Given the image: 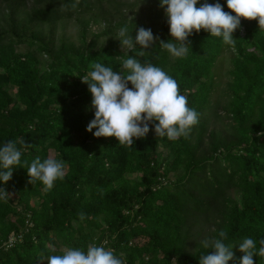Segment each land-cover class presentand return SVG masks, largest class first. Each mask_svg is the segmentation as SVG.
I'll use <instances>...</instances> for the list:
<instances>
[{
  "label": "trees",
  "instance_id": "obj_1",
  "mask_svg": "<svg viewBox=\"0 0 264 264\" xmlns=\"http://www.w3.org/2000/svg\"><path fill=\"white\" fill-rule=\"evenodd\" d=\"M217 2L230 12L227 0H207ZM73 3L0 0V148L11 141L21 151L12 178L0 181L10 194L0 199V264H48L89 245L123 264H199L209 251L201 241L222 230L236 245L229 264L245 238L255 241L254 264H264V29L242 19L234 47L201 30L188 38L186 57L157 43L139 58L175 79L199 118L175 141L150 125L129 147L86 130L95 109L81 79L94 63L128 74L123 61L135 53L117 40L125 24L133 38L144 27L172 40L165 11L160 0ZM218 62L229 65L223 74ZM37 157L65 164L48 191L28 182Z\"/></svg>",
  "mask_w": 264,
  "mask_h": 264
},
{
  "label": "clouds",
  "instance_id": "obj_2",
  "mask_svg": "<svg viewBox=\"0 0 264 264\" xmlns=\"http://www.w3.org/2000/svg\"><path fill=\"white\" fill-rule=\"evenodd\" d=\"M80 0H75L71 6L77 7ZM200 4L197 7V4ZM61 7H64L62 5ZM160 7L164 9L169 35L173 38L165 42L159 35L153 34L150 28L139 27L133 38L128 24L118 30L121 45L127 46L129 52L135 56L123 61V68L127 75L114 72L110 67L101 63H94L82 83L87 84L92 95V107L95 109L94 119L87 125V131L96 138L114 137L119 145H134V138L143 139L154 127L156 136H167L175 141L187 136L192 127L198 124L199 114L188 107L186 96L181 95L175 79L164 70L156 66L151 60L141 59L152 54L151 49L157 43L161 49L167 50L173 57L183 58L191 48L189 37L204 30L213 37H222L224 43L235 46L233 33L240 28L241 20H256L258 26L264 29V0H227L230 12H225L223 6L217 2L207 3L204 0H160ZM231 13H235L233 16ZM134 17H130V23ZM134 25V24H133ZM135 27V25H134ZM139 45V50H137ZM132 87L129 88L128 85ZM21 160V151L13 142H7L0 148V181L5 184L12 178L14 166ZM27 163V162H26ZM65 164L48 158L41 162L34 159L28 167L29 183L39 180L45 186V191L52 189L57 179H63ZM10 194L0 188V199H7ZM84 219V214H80ZM220 238L204 239L203 248L209 249L199 258V264H229L236 261L233 248L223 241L226 232H219ZM264 245V240L259 242ZM243 253L237 264H254L257 255L255 241L245 238L238 244ZM258 255L264 257V246L259 248ZM48 264H123L112 250L103 246L89 245L85 253L81 249H68L63 255H52Z\"/></svg>",
  "mask_w": 264,
  "mask_h": 264
},
{
  "label": "rangeland",
  "instance_id": "obj_3",
  "mask_svg": "<svg viewBox=\"0 0 264 264\" xmlns=\"http://www.w3.org/2000/svg\"><path fill=\"white\" fill-rule=\"evenodd\" d=\"M65 33L68 35V36H74L75 35V29H74V26H73V24H72V22H70V23H68L67 25H66V27H65ZM229 57V53L227 54V56H223V60H225L226 58H228ZM223 64H225L224 65V67H223ZM217 69H218V71L220 72V73H224V71H225V68L226 69H228L229 68V65H228V63H222L221 64V62H218L217 64ZM223 67V69H221ZM224 76H223V78L222 79H220L219 80V82L222 84L223 82H224ZM221 87V86H220Z\"/></svg>",
  "mask_w": 264,
  "mask_h": 264
},
{
  "label": "built area",
  "instance_id": "obj_4",
  "mask_svg": "<svg viewBox=\"0 0 264 264\" xmlns=\"http://www.w3.org/2000/svg\"><path fill=\"white\" fill-rule=\"evenodd\" d=\"M12 240V238H10V241Z\"/></svg>",
  "mask_w": 264,
  "mask_h": 264
}]
</instances>
